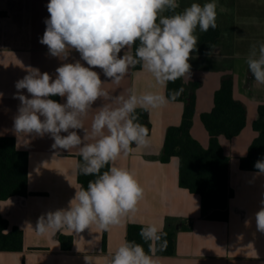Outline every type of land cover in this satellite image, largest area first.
Instances as JSON below:
<instances>
[{"label": "crops", "instance_id": "crops-1", "mask_svg": "<svg viewBox=\"0 0 264 264\" xmlns=\"http://www.w3.org/2000/svg\"><path fill=\"white\" fill-rule=\"evenodd\" d=\"M48 2L0 0V136H13L16 148L28 153L27 185L31 193L0 201V215L9 223L7 231L17 227L23 233L22 250L0 251V264H88L86 258H90L92 264H109L116 249L127 241L130 224H155L174 234V255H155L157 264H264V233L257 231L255 220V213L260 210V201L264 198V175L255 176L258 171L241 170L239 166L240 158L247 154L257 136L252 124L258 118V106L264 103V84L254 80L246 63L251 46L264 42V0H245L246 5L263 10L257 20L252 17V22L246 14L243 17L236 13L239 8L234 0H214L216 23L220 28L219 42L212 49L211 57L198 50L193 52L189 60L191 77H182L186 85L199 83L195 88V113L190 134L203 148L209 145V134L200 116L211 111L214 93L223 76H232L233 97L246 108L245 126L241 132L231 139L219 138L223 153L229 158V184L234 191L228 203L227 221L202 218L199 195L179 185L178 159L171 157L168 162L160 159L166 129L179 125L182 119L184 103L177 101L148 110L149 147L133 146L129 156H121L114 162L115 166L133 172L144 189V197L134 214H129L121 224L110 226L107 231L94 224L78 234L63 229L41 236L35 232L38 217L68 208L81 188L76 174L79 152L76 148L53 149L54 141L48 134L39 137L15 131L14 118L20 104L13 98L17 91L15 82L22 79L29 68H38L54 79L55 70L62 63L79 60L87 67L75 50H70L67 60H62L51 56L47 46L39 43L46 28L44 20L50 15L46 8ZM244 28L245 34L241 37L238 33ZM244 39L245 51L239 55V43ZM94 70L102 81L108 82L103 88L112 95L127 97L128 89L132 88L138 93L166 95L167 87L155 84L152 75L142 67L130 69L119 85L110 83L101 69ZM21 91L31 98L26 89ZM58 99L60 103L66 100L59 96ZM107 102L110 101L103 98L95 101L93 111L84 119L86 130L90 131L95 111ZM75 131L83 139L84 129ZM59 234L72 237L70 250L62 249Z\"/></svg>", "mask_w": 264, "mask_h": 264}, {"label": "clouds", "instance_id": "clouds-1", "mask_svg": "<svg viewBox=\"0 0 264 264\" xmlns=\"http://www.w3.org/2000/svg\"><path fill=\"white\" fill-rule=\"evenodd\" d=\"M177 0H49L48 18L39 43L46 45L51 56L67 60L70 50L80 54L74 63H62L55 78L29 68L15 82L18 99L14 129L39 137L50 135L53 149H78L82 158L76 174L94 176L87 189L81 187L66 209L49 211L38 217L35 232L55 234L63 229L81 233L96 225L107 231L121 224L137 211L144 189L135 174L117 167L114 162L127 157L136 148L149 147V129L139 122L137 109L148 111L177 102L184 88L172 90L167 96L154 92L112 95L103 88L95 68L102 70L110 83L119 85L130 69L140 65L150 73L155 84L166 88L169 82L191 77V54L197 51L198 36L194 33L215 29L216 3H192L176 12ZM165 12L171 15H163ZM205 53L211 57L212 51ZM134 50V53L132 49ZM246 63L254 80L264 84V42L252 45ZM30 94L26 96L21 90ZM2 95V93H0ZM66 98L60 103L50 97ZM110 101L101 106L92 118L90 131L84 119L93 111L97 99ZM84 129L83 139L77 131ZM71 130V131H70ZM66 133L67 135H61ZM106 165L108 170H101ZM255 176L264 175V160L255 165ZM264 196V194H262ZM255 213L257 231L264 233V198ZM139 235L148 244V252L135 241H125L112 255L109 264H157L153 257L167 247V234L162 227L149 224ZM92 264L90 258H86Z\"/></svg>", "mask_w": 264, "mask_h": 264}, {"label": "trees", "instance_id": "trees-1", "mask_svg": "<svg viewBox=\"0 0 264 264\" xmlns=\"http://www.w3.org/2000/svg\"><path fill=\"white\" fill-rule=\"evenodd\" d=\"M171 14L167 12V15ZM196 35L198 36L197 50L199 53L205 54L210 51L209 47L218 44L220 28L217 24L215 29L209 28L207 32L200 31ZM134 50L133 48V53ZM140 67L137 65L134 69ZM198 86L199 83L196 82L186 85L182 77L174 83L167 84L166 96L172 90L184 88L183 94L177 100L184 103V109L180 124L166 129L160 159L162 162H168L171 157L178 159L179 185L191 193L199 195L202 218L211 221H227L229 217L228 203L233 197L234 191L229 184V158L223 153L219 138L223 136L226 139H231L241 132L245 126L246 108L242 102L233 97L232 76H223L220 87L214 93L211 111L202 113L200 116L209 134V145L207 148H203L190 134L195 113V88ZM50 98L59 102L58 96ZM137 112L139 113V122L146 126L150 132L148 111L137 109ZM257 113L258 118L252 124L257 136L249 145L247 154L240 158L241 170L258 171L254 167L255 163L258 160H264V103L258 106ZM81 160L82 158L78 155L77 164ZM108 167L110 165H106L101 173L108 170ZM93 179H95L94 176L77 175L78 183L85 189H87L88 182ZM27 182L28 153L16 148L13 136H0V201L11 196L31 194L28 191ZM142 227L144 225L130 224L127 228V241L141 244L148 252V244L139 235ZM8 228V221L0 215V251H21L23 248L22 231L17 227H12L7 231ZM163 232L167 234L166 250L157 251L155 255H174L175 236L171 232ZM58 240L63 250L71 249L72 237L59 234Z\"/></svg>", "mask_w": 264, "mask_h": 264}, {"label": "rangeland", "instance_id": "rangeland-1", "mask_svg": "<svg viewBox=\"0 0 264 264\" xmlns=\"http://www.w3.org/2000/svg\"><path fill=\"white\" fill-rule=\"evenodd\" d=\"M233 1V0H232ZM255 1H259V0H255ZM177 2L179 3L180 7L177 8L176 12H182L186 7H189L192 3H198L200 5H203L205 3H209L211 2V0H177ZM234 3H236V7L238 6L239 8V11H236V13H238L239 15H242L243 17H245V14L248 17V19L250 20V22H252V17H257L255 20H257L259 18V16L262 14V11L261 8L262 7H258V6H251L250 4H247L245 3V0H234ZM165 15H167V12L164 13ZM244 26V25H243ZM199 30V27H197V30L196 32ZM244 29H240L239 31V35H241V37L244 36L245 32H243ZM200 31V30H199ZM252 30H250L251 32ZM239 48H238V52L239 55L242 54L243 51H245V39H244V42L243 43H239Z\"/></svg>", "mask_w": 264, "mask_h": 264}]
</instances>
